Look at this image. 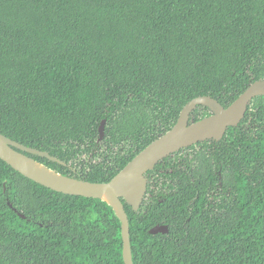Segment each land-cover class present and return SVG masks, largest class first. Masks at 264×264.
Masks as SVG:
<instances>
[{
    "label": "trees",
    "instance_id": "16d2710c",
    "mask_svg": "<svg viewBox=\"0 0 264 264\" xmlns=\"http://www.w3.org/2000/svg\"><path fill=\"white\" fill-rule=\"evenodd\" d=\"M263 78L264 0H0V133L68 162L90 153L106 119L108 149L82 175L36 157L69 176L110 181L192 99L229 106ZM253 103L263 118L264 97ZM258 133L239 156L252 155L253 176L239 170L215 213L190 205L195 186L147 213L125 202L134 264H264ZM159 223L169 232H150ZM0 264H125L121 222L106 202L54 191L0 158Z\"/></svg>",
    "mask_w": 264,
    "mask_h": 264
},
{
    "label": "water",
    "instance_id": "95a60500",
    "mask_svg": "<svg viewBox=\"0 0 264 264\" xmlns=\"http://www.w3.org/2000/svg\"><path fill=\"white\" fill-rule=\"evenodd\" d=\"M257 95H264V79L252 83L228 107H224L216 98L209 95L192 99L183 107L177 122L169 130L154 139L106 182H93L65 175L29 154L61 164H65L64 161L48 151L26 146L2 133H0V158L25 177L54 191L97 198L106 202L121 222L124 263L134 264L130 220L123 199L137 210L147 189L148 171L154 169L165 157L184 147L207 139L220 140L228 127L235 126L241 121L249 103ZM198 105L210 108L213 113L196 121H190V115ZM105 124L106 119L99 127L102 135L105 133ZM9 204L14 208L11 202ZM20 215L26 217L23 213ZM165 231H167L166 226H156L151 229L152 233Z\"/></svg>",
    "mask_w": 264,
    "mask_h": 264
},
{
    "label": "flooded vegetation",
    "instance_id": "af4514ba",
    "mask_svg": "<svg viewBox=\"0 0 264 264\" xmlns=\"http://www.w3.org/2000/svg\"><path fill=\"white\" fill-rule=\"evenodd\" d=\"M261 97H264V95H257L251 100L241 121L235 126L228 127L226 133L220 140L207 139L184 147L165 157L154 169L148 171L146 173L148 179L147 189L137 210H134L123 199L124 204L125 202L129 204L135 212L147 213V211H151L153 208L165 204L169 199L178 202L185 195V190L193 192L192 188L195 186L197 190L195 191V196L189 201L190 205L198 202V206L203 210L210 211L211 213L218 211L220 203H223L224 199H228L233 194V186L239 182L238 177L243 176V174L245 176H253L254 166L251 161H248V159L252 158V155L247 153L249 156L247 162L245 159H240L239 156L244 158L243 154L240 153L243 151V147L246 151H251L248 146L249 142L252 139L259 138L258 132L264 130V117L261 118V114L259 112L257 113L253 103L256 98ZM202 107L208 109L210 114L207 116L213 113L210 108L198 105L191 113L190 121L195 120L196 117L199 119L206 117V115H203ZM235 129L237 130L235 131ZM232 135L240 136L243 144L237 146L235 142L229 140V136ZM132 146L133 144L129 143L127 147L131 149ZM88 148L90 149L89 154L77 153V156L71 158L68 162L64 161L65 164H59L71 170H68L69 172L67 171V173L82 175L83 171L91 168V163L102 159L100 152L108 149L105 142V133L102 135L99 131V137L96 139V142ZM114 148L119 149L118 146ZM198 151L203 153V163L200 162L197 156ZM29 155L37 159L36 155ZM259 162L260 160L258 159V165L262 166ZM239 170L243 174L239 173ZM156 226L167 227V231L158 233H168L170 230L169 225L165 223H159Z\"/></svg>",
    "mask_w": 264,
    "mask_h": 264
}]
</instances>
